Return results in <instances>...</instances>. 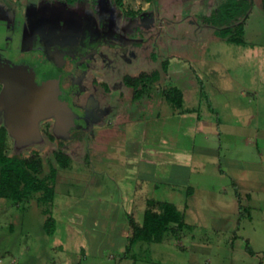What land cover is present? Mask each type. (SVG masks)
<instances>
[{
	"label": "rangeland",
	"instance_id": "rangeland-1",
	"mask_svg": "<svg viewBox=\"0 0 264 264\" xmlns=\"http://www.w3.org/2000/svg\"><path fill=\"white\" fill-rule=\"evenodd\" d=\"M224 1L122 0L120 8L114 0H78L70 6L0 0V59L39 74L44 67L55 76L49 52L57 46L66 60L60 92L76 115V126L69 128L43 120L37 139L23 142L9 135L7 155L38 153L43 175L50 168L57 175L50 203L33 198L15 206L0 199V264H264V11L262 0H254L240 28L221 30L241 18L221 7ZM172 55L177 58L166 74L165 61ZM211 70L216 78L208 76ZM191 71L203 87L202 109L208 97L221 117L231 116L233 106L245 110L250 126L236 119L230 128L241 136L244 128L252 130L251 145L244 149L236 141L230 160H220L223 172L203 174L202 183L213 187L190 205L182 229L166 233L161 243L129 246L120 220L129 213L121 202L135 184L134 168L125 167L124 158L133 139H126L139 137L149 114L163 110L157 91L167 85L166 75ZM142 72L149 81L132 87L129 82ZM144 87L151 98L143 96ZM134 90L140 100H133ZM195 105L186 99L187 107ZM1 110L0 101V126ZM145 125L148 130L159 124L147 120ZM151 134L145 143L157 141ZM57 150L70 159L68 168L59 167ZM233 163L250 167L255 181L250 199L242 196L238 205L229 196L237 172L226 166ZM48 217L54 221L51 236L43 229ZM141 217L135 214L137 224ZM232 238L235 248L247 243L254 256L245 261L232 253Z\"/></svg>",
	"mask_w": 264,
	"mask_h": 264
},
{
	"label": "crops",
	"instance_id": "crops-1",
	"mask_svg": "<svg viewBox=\"0 0 264 264\" xmlns=\"http://www.w3.org/2000/svg\"><path fill=\"white\" fill-rule=\"evenodd\" d=\"M147 5H150V0H147ZM168 58L165 61L166 74L172 60H175L177 55ZM189 60L191 61V59ZM208 76L212 79L213 77L216 78L215 70H211ZM197 81L198 76L192 71L191 74L183 76L171 77L166 75L165 84L167 85L157 91L160 95L159 103L163 110H154L147 118L148 125H151V123L152 125L159 124L157 129L151 126L147 130L146 120L136 132L139 133V137H128L126 139L129 142L133 139L132 146L125 149L124 158L125 167L132 165L134 168L133 177L135 181L133 190L121 202V204L129 206V213L125 212L120 219L125 223L124 229L127 238L130 236L128 219H132L137 224L135 220V214L137 213L141 214L142 222L145 211L151 210L160 213L162 210L161 205L164 203L174 205L182 214L184 222L185 214L190 205L199 203L196 199L201 197V192L209 191L213 187L212 184H206L205 186L202 183L203 174L206 172L221 174L223 167L220 160L221 158L230 160V154L234 153L236 141L238 143L242 142L241 145L244 149L251 145L252 130L247 132L244 128L243 136H241L236 133L235 129L230 128L235 123L231 120L236 119L243 120V125L249 124L250 126L251 123L247 122L250 117L247 116L246 118L245 110L241 112L236 110L235 106L232 108L230 106L231 116L229 115L228 118L226 116L221 117L210 106L211 100L208 97L204 98V101L209 104L202 109L199 103L203 100V87L201 85L199 87ZM147 88L143 91L145 94H142H144V97L146 96V99H149L151 96ZM168 89L178 90L180 105H174L175 101L169 102L164 94ZM188 97L193 98L197 105L187 107L186 99ZM140 99L141 97L133 96V100ZM166 107L167 109H165ZM149 121H151L150 124ZM108 123L110 124V120ZM237 124L241 123L238 122ZM160 126L163 128V132L158 131ZM150 133L157 134V141L152 139V142L146 141L145 143L144 139ZM234 163L226 167L229 171L237 172V178H232L229 196L233 199L232 202L238 205L242 196L248 200L250 199L252 185L255 184V181L250 167L236 168ZM207 194L212 196L211 192H207ZM224 194L228 195L225 190ZM175 199L178 200L175 201ZM236 236L234 234L233 238ZM233 238L230 243L232 253L243 257L245 261L254 256L255 253L248 248L247 243L235 248Z\"/></svg>",
	"mask_w": 264,
	"mask_h": 264
},
{
	"label": "trees",
	"instance_id": "trees-1",
	"mask_svg": "<svg viewBox=\"0 0 264 264\" xmlns=\"http://www.w3.org/2000/svg\"><path fill=\"white\" fill-rule=\"evenodd\" d=\"M50 2V0H48ZM67 6L73 5L78 0H56ZM254 0H225L221 7L232 12L233 16H240L234 24L223 27L221 30H230L233 27H241ZM118 7L122 8V0H114ZM264 11V0H262ZM131 16V13L125 14ZM231 42L241 43V40L230 39ZM149 76L146 73H140L137 78L130 81L129 84L137 88V84H147ZM146 90V87H144ZM143 90V91H144ZM134 96L139 92L134 90ZM169 102L175 101L174 105H180V93L175 89H168L164 92ZM177 98H176V97ZM0 126V199L9 200L13 205H20L33 198L38 204L50 203L55 194V182L57 171L50 168L49 172L43 175V162L38 153L30 156L7 155V139L9 131L4 121ZM11 136V135H10ZM56 161L61 168H67L70 159L62 151L55 152ZM161 212L157 213L151 210L144 212L141 224H136L132 219H128L130 225V236L127 238L129 246L139 242L161 243L163 237L168 232H178L184 225L182 214L177 208L169 203L161 205ZM48 215V213L45 211ZM43 229L48 235L54 231V221L51 217L46 218L43 223Z\"/></svg>",
	"mask_w": 264,
	"mask_h": 264
},
{
	"label": "water",
	"instance_id": "water-1",
	"mask_svg": "<svg viewBox=\"0 0 264 264\" xmlns=\"http://www.w3.org/2000/svg\"><path fill=\"white\" fill-rule=\"evenodd\" d=\"M49 59L57 68L55 76H48L44 67L39 74L34 67H14L7 59H0V72H7L6 76L0 74V101L7 113L4 123L15 140L24 142L39 138V122L46 118H53L57 126H76V115L60 92V72L66 62L64 55L54 46L49 52ZM36 75L46 77H40L36 82Z\"/></svg>",
	"mask_w": 264,
	"mask_h": 264
},
{
	"label": "flooded vegetation",
	"instance_id": "flooded-vegetation-1",
	"mask_svg": "<svg viewBox=\"0 0 264 264\" xmlns=\"http://www.w3.org/2000/svg\"><path fill=\"white\" fill-rule=\"evenodd\" d=\"M51 1H55V0H50V2ZM43 3V2H42ZM44 5H46V4H44ZM65 66V65H64ZM35 81L36 82H39V78H38V75H36L35 76ZM1 91H2V85L0 84V93H1ZM1 113H2V120H7V113H5V110L2 108V106H1ZM47 120L49 119V120H53L54 121V119L53 118H46ZM46 119H43V120H46ZM42 120V121H43ZM42 121H40L39 122V124L42 122ZM6 128H7V126H6Z\"/></svg>",
	"mask_w": 264,
	"mask_h": 264
},
{
	"label": "bare ground",
	"instance_id": "bare-ground-1",
	"mask_svg": "<svg viewBox=\"0 0 264 264\" xmlns=\"http://www.w3.org/2000/svg\"><path fill=\"white\" fill-rule=\"evenodd\" d=\"M0 74H1V75L3 74V75L6 76V75H7V72H6V71H1Z\"/></svg>",
	"mask_w": 264,
	"mask_h": 264
}]
</instances>
